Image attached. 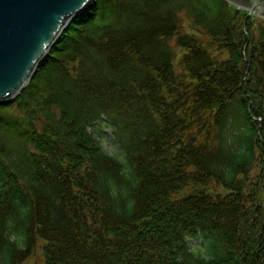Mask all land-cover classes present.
Segmentation results:
<instances>
[{
	"label": "trees",
	"instance_id": "trees-1",
	"mask_svg": "<svg viewBox=\"0 0 264 264\" xmlns=\"http://www.w3.org/2000/svg\"><path fill=\"white\" fill-rule=\"evenodd\" d=\"M255 19L228 0H93L0 103V264L38 239L42 264H264Z\"/></svg>",
	"mask_w": 264,
	"mask_h": 264
},
{
	"label": "water",
	"instance_id": "water-1",
	"mask_svg": "<svg viewBox=\"0 0 264 264\" xmlns=\"http://www.w3.org/2000/svg\"><path fill=\"white\" fill-rule=\"evenodd\" d=\"M93 0H0V103L16 99ZM264 16V0H228Z\"/></svg>",
	"mask_w": 264,
	"mask_h": 264
},
{
	"label": "rangeland",
	"instance_id": "rangeland-1",
	"mask_svg": "<svg viewBox=\"0 0 264 264\" xmlns=\"http://www.w3.org/2000/svg\"><path fill=\"white\" fill-rule=\"evenodd\" d=\"M233 4V3H232ZM234 5V4H233ZM235 10L236 14L240 12H248V14L253 13L256 17L253 27L255 32V42L259 41L262 36H264V16H261L259 14H256L255 12H250L248 9L245 8H238L236 5ZM238 24V23H237ZM104 125V124H103ZM96 126V134L97 137L101 139L102 144L105 149H107L111 154L121 153V155H124L123 149L120 147V145L116 142L114 133H113V127L110 125H104V126ZM37 128H42L43 125L37 122ZM43 129V128H42ZM193 246L197 247L200 244V241L198 240H191ZM41 240L38 239V242L36 244V247L34 248V252L32 255H30L27 260L25 261V264H42L43 262V253L41 251Z\"/></svg>",
	"mask_w": 264,
	"mask_h": 264
}]
</instances>
